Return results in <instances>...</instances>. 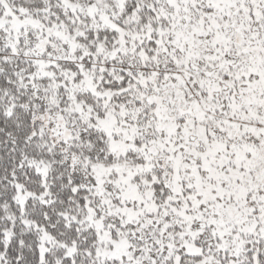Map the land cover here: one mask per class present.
<instances>
[{"label":"snow or ice","instance_id":"snow-or-ice-1","mask_svg":"<svg viewBox=\"0 0 264 264\" xmlns=\"http://www.w3.org/2000/svg\"><path fill=\"white\" fill-rule=\"evenodd\" d=\"M0 264H264V0H0Z\"/></svg>","mask_w":264,"mask_h":264}]
</instances>
